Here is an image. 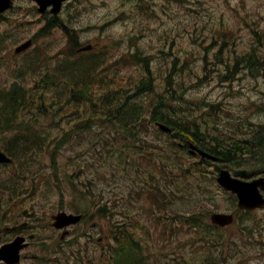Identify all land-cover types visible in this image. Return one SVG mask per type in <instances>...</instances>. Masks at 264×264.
I'll list each match as a JSON object with an SVG mask.
<instances>
[{
  "label": "rangeland",
  "instance_id": "rangeland-1",
  "mask_svg": "<svg viewBox=\"0 0 264 264\" xmlns=\"http://www.w3.org/2000/svg\"><path fill=\"white\" fill-rule=\"evenodd\" d=\"M22 5L25 10L21 14L9 13L6 15L7 21L0 17V33L4 31V35H8L5 47L0 51V99H3V93L10 92V86L18 93H24L29 86L35 87L45 68L48 70L47 78H54L58 67H62L68 74H74L78 69L67 58L64 61L51 60L62 51L73 54L67 34L57 28L46 38L40 36L39 32L46 22L41 21L31 3L24 2ZM76 5L77 10L70 9ZM59 15L64 24L77 31L82 46L94 44L97 47L95 52H98L97 58L101 59L102 65L96 79L103 82L112 80L108 89L114 90L115 84L119 83L127 89L136 87L142 74L146 72V65L136 62L133 56L147 55L148 68L155 76V83L160 86L159 92L166 94L163 78L171 71L173 61H176L178 79H183V86H187V106L196 105L200 108L192 117H198L197 120L202 124L215 128L211 132L222 141L228 140L227 144L233 139L250 140L254 136L264 144V71L260 74L246 73L247 70H241L242 66L239 65L236 74L228 72V65L234 72L236 57L248 53L253 46L264 52V0H76L67 5ZM36 34L37 43L41 40L40 52L21 56L14 54L18 45ZM43 38L45 42L42 41ZM211 40L215 41V45L206 51L205 46ZM226 45L224 59L216 57ZM205 54H208L211 62L207 71L211 80L200 81L198 76L205 72ZM88 59L90 58L85 60ZM14 82L17 83L12 84ZM51 82L43 83L45 88H50L47 97H60L57 100L60 102L59 106L50 109V115L48 113L45 117H39L36 125L48 141L58 137L66 139L56 161L62 179L63 195L55 188L58 181L47 149H42L39 156L33 155L28 161L20 158L26 174L16 173L14 168L0 167V223L6 224L1 225L0 230L28 222L30 227L24 233L35 235V240L30 241V247L24 251L22 264H63L69 261L72 262L70 264H108L112 259L110 237L116 222L118 225L124 224L127 230L137 234L147 226L152 231L155 220L147 216L155 213L162 218L161 222L163 218L170 220L178 218V215H196L208 221L213 212L231 213L237 209L231 195L216 182L218 170L225 166L203 164L200 157L190 156L188 151L183 152L187 155V159H183L184 168L199 164L196 170L191 169V175L188 172L190 169L178 174H164L155 169L152 165L154 157L162 164L159 150L156 156L152 154L149 157L150 153L147 157L136 156L132 166L136 168L141 165L142 169L158 172L160 187L175 196L172 203L168 200L161 202L162 195L157 201L153 199L156 193L154 185L144 181L141 183L127 172V166L118 159L120 153L116 152V144L111 145L115 153H108L106 141L109 143L121 140L120 129L106 120L101 121L99 114L86 124L91 112L90 105L82 107L73 104L69 107L67 101L71 96L70 90L52 88ZM164 83L166 85V81ZM8 95L10 94H5V97ZM151 100L156 101L155 94L139 97V101L146 105H150ZM210 104L213 108L205 107ZM150 128L154 130L152 125ZM3 141L0 140L5 145ZM176 141L178 142L177 139ZM257 151L262 154H259L256 161H262L264 146H260ZM245 158L251 159L252 156ZM179 162L176 161V164ZM16 165L20 168L18 161ZM29 165L34 171L41 169L43 173L52 174L46 175L48 183L38 189L34 199H30L28 192L35 183L32 179H38V176L28 173ZM197 170H201V173ZM70 174H74V177L70 178ZM143 178L150 179L151 175ZM171 179L176 184L170 183ZM44 180L45 177L42 176L41 181ZM71 185L76 187L78 196L84 195V192L88 197H79L80 202L86 206L90 202L95 206L94 212L99 209L100 204H107L108 210H112L108 215L114 214V217L108 219L97 214L93 221L83 220L70 228L72 233L66 239L70 243H60L62 231L53 227L52 216L62 211L74 212L70 210L74 200ZM17 194L21 196L17 197ZM11 198L13 200L9 203ZM99 200L102 201L98 202ZM7 204L12 205L11 213ZM123 207L127 210L122 214L120 210ZM25 209L32 214L31 218L23 215ZM3 213L12 215V219L7 221L2 217ZM238 214L246 213L241 211ZM253 214L264 217L261 211ZM131 216L132 221L138 220V223H124ZM145 230L139 233L143 244ZM14 236L15 234H4L3 241L9 242ZM241 237L235 239V246L239 247L237 253L233 246L227 251L213 249L212 254L217 258L215 261L219 264H264V245L261 249L244 246V239ZM152 246L154 243L149 248ZM157 246L161 244L158 243ZM172 246L173 244L166 250L167 253L174 255L176 252V256H179L181 250L176 251ZM78 251L82 253L78 254ZM146 253L150 262L155 259L165 261L160 255L159 247L151 248ZM170 258L171 256L166 260Z\"/></svg>",
  "mask_w": 264,
  "mask_h": 264
},
{
  "label": "trees",
  "instance_id": "trees-1",
  "mask_svg": "<svg viewBox=\"0 0 264 264\" xmlns=\"http://www.w3.org/2000/svg\"><path fill=\"white\" fill-rule=\"evenodd\" d=\"M181 1V0H180ZM210 39V38H209ZM215 45V41L211 40V43L208 46H205V50L208 51ZM261 45V43H260ZM226 46H223L216 57H223L224 59V49ZM264 52L262 53L259 48L253 46L250 51L242 56H238L235 59V70L234 72L231 70L230 65H228V72L231 74H236L239 65L242 66L241 70L249 69L252 74H260L264 71ZM208 54L203 56L204 64V73L202 76H198L200 81H209V64L211 63L208 59ZM133 59L140 63L146 65V72H144L139 79V82L136 87L131 89L125 88L122 84H115L116 88L114 90L108 89L109 84H111L112 80L106 82L104 84L102 92L98 93L101 89L98 88L95 90L96 82L93 80L95 73H88L87 75H83L82 72H85L88 69V72L91 71L89 67H91L95 59H88L83 64L79 65L78 68L81 72V76L76 75V80L71 83V96L68 98L67 105L70 107L75 104L74 102H79L80 99H85L87 103L90 104L91 112L88 114L86 119V124H89L91 121L95 119L97 114H99L101 121H108L112 125L117 126L118 129L122 132L121 140L114 142L106 141V146L108 147V153L114 154L115 149L111 148V145H115L117 147L116 152L120 153L119 160L120 163L124 164L127 172L130 174H137V180L142 183L150 182L154 185L156 189V193L153 199L159 200V196L162 195L163 198L161 202L168 200L170 203L174 201V194H169L167 191L163 190L160 187V180H158L157 174L158 172L153 173L148 169H142L141 165L136 168H133V163L135 155H139L140 157H147L148 153L150 155L154 154L156 156L158 154L157 150L160 151L162 157V164L158 161V159L153 158L155 160L152 165L155 169L160 170L164 174H178L180 172L184 173L188 169L189 175L192 174L191 169L196 170L198 165L194 164L193 166H189V168H184L183 159H187V155L183 154L184 151H188L190 143H194L199 149L208 152L211 155L217 157L221 162H228L235 164L236 166H244V159L233 157L236 155L237 151H243L244 146L237 145V143H231L230 145L226 144V140H220L217 136L211 132L213 128L208 126L206 123L202 124L198 121V117H192L196 113V111L200 110L196 105L187 106V98L185 97V93L187 90V86H183V79H178L177 71H176V61L172 63V69L164 76L163 86L166 89V94L159 92V87L155 83V76L148 68L149 57L147 55H135ZM93 68V67H92ZM61 81L60 79H57ZM166 81V85L165 82ZM87 88V93L84 91V88ZM147 94H155L156 101L152 102L150 105H146L139 101V97L141 95ZM26 98V92L24 94ZM131 97V98H130ZM54 101V100H52ZM24 102V101H23ZM85 103L87 106L88 104ZM58 105L54 103V106ZM42 107L43 111L46 110V98L42 97ZM56 107V106H55ZM206 108H213V105L205 106ZM134 108V109H133ZM96 111V113H94ZM20 110L13 108L10 111H7V116L5 122H9L10 125L15 121V116L19 114ZM199 112V111H198ZM126 118H125V117ZM133 116V117H132ZM131 121V122H130ZM162 123L167 125L172 129L171 133H163L158 127L157 124ZM150 125L154 127L152 131ZM7 131L9 127H6ZM215 130V128L213 129ZM19 134V135H17ZM22 136V137H21ZM165 137V138H164ZM53 138V137H52ZM12 140L9 141L5 145L7 151H9L14 157H23L27 158L33 156L34 154H40L42 149H47L48 153H50V157L52 159V167L54 168L56 177L58 179V190L63 195L64 191L62 188V179L59 178L58 172L59 168L56 164L57 158L60 155V147L63 146L66 141L64 137H58V139L53 138L48 143L47 138L37 137L34 135L32 131L29 133H22L21 130L16 132ZM178 140V142L176 141ZM127 140V141H125ZM133 140V142L131 141ZM132 144V145H129ZM163 143V144H162ZM120 144V146H119ZM159 144V145H158ZM38 145V146H37ZM233 149V150H232ZM127 152V153H125ZM165 152H167L165 154ZM176 161H180L176 164ZM128 163V164H127ZM201 163L203 164H213L211 160L202 159ZM185 170V171H184ZM149 171V172H148ZM201 173V170H197ZM196 171V173H197ZM29 174L37 175L38 182L44 183L47 182L46 175L51 176L52 174H46L45 180L41 181L40 175L37 171L32 170L29 167ZM151 175V178H143V176L147 177ZM70 178H73V175H70ZM167 178V177H166ZM171 178H173L171 176ZM35 182V192L38 189V185L36 186L37 179L33 180ZM170 183L176 184L174 179H171ZM74 195V200L72 201V209L79 213H84L85 215H89L90 218L96 217V215H108L112 210H108L107 204H100L98 209V213H94L95 206L85 205L79 201V197H83L86 199V194L82 192L84 195L78 196L76 194V187L74 185L70 186ZM20 194H17L19 196ZM77 202L79 204H77ZM128 206V204H127ZM117 208L118 205H115ZM126 207V206H125ZM123 209H126V208ZM93 211V212H91ZM3 217V216H2ZM8 221V219H6ZM5 221V222H7ZM1 224V223H0ZM117 227V226H116ZM118 228V227H117ZM120 229V227L118 228ZM124 236L123 234H118L115 230L113 240L114 242L121 239ZM128 236H131L130 234ZM124 238V237H123ZM127 238V235H125ZM129 243H135V240L131 237L128 238ZM130 246V245H129ZM209 248L205 249V252ZM125 248L121 247L120 250L116 251L119 255V259L117 264H167V263H150L145 261L140 253L135 252L133 248L127 252H125ZM196 256L197 252L189 253L188 255L183 254L180 258H178L177 264H193L198 260V256ZM201 261L203 263L208 262V258L203 259L200 256Z\"/></svg>",
  "mask_w": 264,
  "mask_h": 264
},
{
  "label": "water",
  "instance_id": "water-1",
  "mask_svg": "<svg viewBox=\"0 0 264 264\" xmlns=\"http://www.w3.org/2000/svg\"><path fill=\"white\" fill-rule=\"evenodd\" d=\"M39 1L41 3H44L43 0H39ZM23 48L24 47H22L21 49ZM161 128L163 130L169 131V129H167L164 126H161ZM192 149L194 150L195 147L192 146ZM194 152L195 151H193V153ZM201 154L204 155V153H201ZM0 157H1V153H0ZM219 181L226 189L231 190L234 193H237L239 195L240 206L242 208L252 209L261 204L256 200L259 198V196H254L253 190H251L252 185H248V184L239 182L237 180H233L228 171H223L221 173V177ZM81 218L82 217L79 215L76 216L73 214H67L65 212L59 213L58 215L54 217V219L56 220L54 223V226L57 228H64L71 224L79 222ZM212 221L221 226H225L232 222V218L228 215L214 214L212 215ZM23 242H24V239L19 238L15 242L4 246L0 251V261L5 260L6 262L11 263V264L19 262V259H20L19 251L21 248L25 246V245H22Z\"/></svg>",
  "mask_w": 264,
  "mask_h": 264
},
{
  "label": "flooded vegetation",
  "instance_id": "flooded-vegetation-1",
  "mask_svg": "<svg viewBox=\"0 0 264 264\" xmlns=\"http://www.w3.org/2000/svg\"><path fill=\"white\" fill-rule=\"evenodd\" d=\"M214 226L219 228L217 225ZM222 230L228 233V236L231 238V240L238 239L242 235L241 239H244V246L258 247L261 249L264 245V217L259 214H237L235 217V222ZM231 242L228 243L229 246L233 244V247L237 249L239 248L238 246H235L237 243L236 240H232Z\"/></svg>",
  "mask_w": 264,
  "mask_h": 264
},
{
  "label": "bare ground",
  "instance_id": "bare-ground-1",
  "mask_svg": "<svg viewBox=\"0 0 264 264\" xmlns=\"http://www.w3.org/2000/svg\"><path fill=\"white\" fill-rule=\"evenodd\" d=\"M131 98V97H130ZM134 109V108H133ZM125 117V116H124ZM133 117V116H132ZM126 118V117H125ZM131 122V121H130ZM38 146V145H37ZM44 150V149H43Z\"/></svg>",
  "mask_w": 264,
  "mask_h": 264
}]
</instances>
